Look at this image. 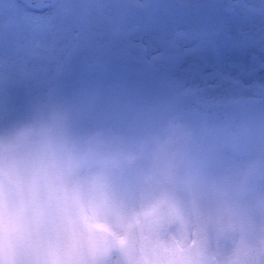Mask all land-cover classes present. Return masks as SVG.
Returning a JSON list of instances; mask_svg holds the SVG:
<instances>
[{"label": "clouds", "instance_id": "clouds-1", "mask_svg": "<svg viewBox=\"0 0 264 264\" xmlns=\"http://www.w3.org/2000/svg\"><path fill=\"white\" fill-rule=\"evenodd\" d=\"M32 7L0 27V264H264V88L208 115L187 86L66 87L114 52L119 6Z\"/></svg>", "mask_w": 264, "mask_h": 264}, {"label": "rangeland", "instance_id": "rangeland-1", "mask_svg": "<svg viewBox=\"0 0 264 264\" xmlns=\"http://www.w3.org/2000/svg\"><path fill=\"white\" fill-rule=\"evenodd\" d=\"M108 2L119 6L111 20L121 39L97 66L88 54L75 57L66 87L107 82L104 71L117 70L121 83L195 88L200 94L194 99L218 108L264 88V0H144L145 11L130 7L132 0ZM5 17L12 27L41 22L40 13L19 0H0V27ZM67 29L64 43L80 32L72 23ZM129 51L131 58H120Z\"/></svg>", "mask_w": 264, "mask_h": 264}, {"label": "water", "instance_id": "water-1", "mask_svg": "<svg viewBox=\"0 0 264 264\" xmlns=\"http://www.w3.org/2000/svg\"><path fill=\"white\" fill-rule=\"evenodd\" d=\"M189 106H195V108H197L198 110H200L201 112L206 113L207 110H209V108L207 107H202L200 105H197L196 103L194 104V102L188 101L184 104V107H189Z\"/></svg>", "mask_w": 264, "mask_h": 264}, {"label": "snow or ice", "instance_id": "snow-or-ice-1", "mask_svg": "<svg viewBox=\"0 0 264 264\" xmlns=\"http://www.w3.org/2000/svg\"><path fill=\"white\" fill-rule=\"evenodd\" d=\"M231 83H233V84H238L239 81L233 78V79H231Z\"/></svg>", "mask_w": 264, "mask_h": 264}]
</instances>
